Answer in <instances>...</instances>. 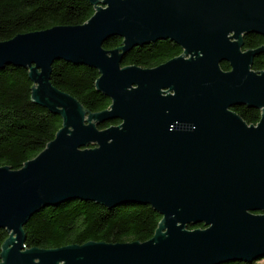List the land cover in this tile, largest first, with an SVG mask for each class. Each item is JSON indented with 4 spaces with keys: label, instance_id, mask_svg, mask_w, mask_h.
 Returning a JSON list of instances; mask_svg holds the SVG:
<instances>
[{
    "label": "water",
    "instance_id": "obj_1",
    "mask_svg": "<svg viewBox=\"0 0 264 264\" xmlns=\"http://www.w3.org/2000/svg\"><path fill=\"white\" fill-rule=\"evenodd\" d=\"M84 25L0 43V70L29 71L33 102L62 129L18 171L0 168V264H234L264 257V71L243 38L264 37V0H86ZM118 37L121 48L107 51ZM171 41L178 58L122 67L134 48ZM63 61L99 72L109 110L89 113L51 82ZM228 63L225 72L221 64ZM261 111L248 126L233 109ZM119 120V126H98ZM150 206L162 222L148 242L27 249L24 227L67 202ZM204 225V229L190 228Z\"/></svg>",
    "mask_w": 264,
    "mask_h": 264
},
{
    "label": "trees",
    "instance_id": "obj_2",
    "mask_svg": "<svg viewBox=\"0 0 264 264\" xmlns=\"http://www.w3.org/2000/svg\"><path fill=\"white\" fill-rule=\"evenodd\" d=\"M95 7L86 0H0V43L19 35L42 32L58 26H80L94 15ZM123 39L114 37L104 48H121ZM264 47V37L243 38V51ZM183 54L182 48L171 41H159L137 47L124 58L122 67L154 69ZM225 72L228 63L221 64ZM252 71H264V54L255 58ZM100 78L97 70L75 66L63 61L52 67L51 82L58 90L74 97L89 113L109 110L112 102L97 91ZM34 83L29 71L12 66L0 70V168L21 170L37 158L62 129L60 116L33 102ZM248 126L260 122L261 111L247 106L234 108ZM119 120L106 122L98 128L119 126ZM162 216L150 206L123 205L109 209L93 202H67L46 208L24 227L27 249L57 250L88 243L124 244L152 240L162 222ZM199 225L190 230L204 229ZM9 233L0 230V263L3 246ZM264 264V257L251 263Z\"/></svg>",
    "mask_w": 264,
    "mask_h": 264
}]
</instances>
